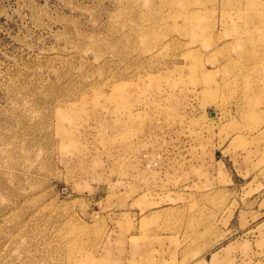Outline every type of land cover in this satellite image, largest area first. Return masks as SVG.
<instances>
[{
	"label": "rangeland",
	"instance_id": "obj_1",
	"mask_svg": "<svg viewBox=\"0 0 264 264\" xmlns=\"http://www.w3.org/2000/svg\"><path fill=\"white\" fill-rule=\"evenodd\" d=\"M0 264H264V0H0Z\"/></svg>",
	"mask_w": 264,
	"mask_h": 264
},
{
	"label": "bare ground",
	"instance_id": "obj_2",
	"mask_svg": "<svg viewBox=\"0 0 264 264\" xmlns=\"http://www.w3.org/2000/svg\"><path fill=\"white\" fill-rule=\"evenodd\" d=\"M242 12V11H241Z\"/></svg>",
	"mask_w": 264,
	"mask_h": 264
}]
</instances>
